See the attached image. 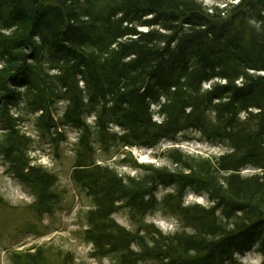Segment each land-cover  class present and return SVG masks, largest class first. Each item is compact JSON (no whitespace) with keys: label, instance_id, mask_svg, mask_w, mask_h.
Instances as JSON below:
<instances>
[{"label":"trees","instance_id":"16d2710c","mask_svg":"<svg viewBox=\"0 0 264 264\" xmlns=\"http://www.w3.org/2000/svg\"><path fill=\"white\" fill-rule=\"evenodd\" d=\"M27 121L51 142L79 131L74 179L93 204L84 233L93 257L243 264L238 256L264 253V177L242 176L264 172V0L212 13L196 0H0V157L52 210L53 198L43 197L57 178L32 164ZM189 130L231 151L213 161L175 151L173 172L134 161L138 178L93 158L98 148H152ZM162 188L172 193L158 198ZM188 193L211 205H184ZM119 208L134 229L115 223ZM158 213L180 231L147 222Z\"/></svg>","mask_w":264,"mask_h":264},{"label":"rangeland","instance_id":"374dc122","mask_svg":"<svg viewBox=\"0 0 264 264\" xmlns=\"http://www.w3.org/2000/svg\"><path fill=\"white\" fill-rule=\"evenodd\" d=\"M196 1L212 13L215 8L230 10L240 0ZM146 30L141 28V31ZM209 86L204 84L203 88L209 89ZM151 108L157 111L156 106ZM245 116L242 114L240 118ZM206 117L208 125H215V115L208 114ZM30 118L34 120L35 116ZM94 120V117L89 118L90 124H93ZM153 120L160 123L162 118L154 114ZM22 127L34 142L29 145L33 144L37 149L30 152L32 164L51 171L57 178L49 193L43 197L53 198V209H45V205L40 204L36 190L13 177L10 166L0 157V264H113L108 258L99 260L93 257V243L84 234L87 230L86 214L93 209V204L84 188L74 179L77 149L80 145L79 131L68 129L65 134L52 135L55 141L51 142V137L44 138L33 121H27ZM114 130L119 131V128L115 127ZM184 135L186 137L179 135L177 140L164 139L152 148L133 147L125 151L111 149L108 153H101L95 143L98 149L93 158L97 159V165L108 166L118 175L138 178L143 170L136 168L134 161L173 172L177 171L178 167L173 164L170 154L175 151L192 158L212 161L231 151L223 143L207 141L197 130H189ZM125 152L131 157L126 159ZM242 176L264 177V172L248 169L242 172ZM167 192L172 193V189L162 188L157 194L158 198ZM183 202L186 206L211 205L206 197L191 193L184 197ZM112 218L116 224L127 230L134 229L129 212L125 209H115ZM147 222L155 224L166 235H174L181 228L174 217H167L163 213L148 216ZM29 258H33L34 262ZM238 258L243 264L264 263V253L255 251L247 252Z\"/></svg>","mask_w":264,"mask_h":264}]
</instances>
